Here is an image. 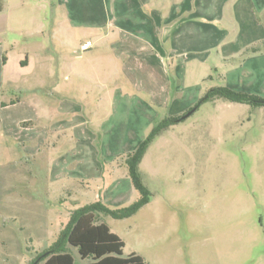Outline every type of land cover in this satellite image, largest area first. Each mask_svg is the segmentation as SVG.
<instances>
[{
  "label": "rangeland",
  "instance_id": "obj_1",
  "mask_svg": "<svg viewBox=\"0 0 264 264\" xmlns=\"http://www.w3.org/2000/svg\"><path fill=\"white\" fill-rule=\"evenodd\" d=\"M34 10L36 21L54 14L49 7ZM49 30L48 23L42 35L17 39L8 50L0 100L46 106L60 96L68 108L79 110L64 115L65 125L74 120L77 127L66 131L59 148L69 162L65 172L77 168L71 157L75 144H91L104 180H67L66 191L56 193L50 178L58 172L57 151L43 149L25 161L23 147L0 125V264H32L56 241L67 209L96 201L120 209L136 201L125 158L171 118L181 120L155 136L139 164L150 202L130 218L102 219L123 241L124 256L137 252L146 264H264V107L219 98L200 103L214 87L262 97V85L254 80H264V58L257 70L247 65L237 72L236 66L205 71L185 58L178 68L173 64L160 72L148 62L144 69L125 65L126 57L103 46L80 52L79 43L92 38L89 30L66 29L71 37L63 48ZM58 60L65 72L57 77ZM207 72L213 80L201 81ZM52 120L40 125L50 127ZM68 250L75 264H86L76 248Z\"/></svg>",
  "mask_w": 264,
  "mask_h": 264
},
{
  "label": "crops",
  "instance_id": "obj_2",
  "mask_svg": "<svg viewBox=\"0 0 264 264\" xmlns=\"http://www.w3.org/2000/svg\"><path fill=\"white\" fill-rule=\"evenodd\" d=\"M46 7L54 14L50 18L36 21L34 9ZM35 23L37 26L34 28ZM48 23L51 38L61 39L62 48L66 45L64 41L67 37H71L64 33L66 29L89 30L92 38L80 42L79 47L84 42L91 41L93 48L103 46L105 52H120V55L126 57L125 65L131 64L134 67L137 64L144 69V63L148 62L156 65L160 72L166 71V66L170 68L173 64L178 68L185 58L186 61L196 62L205 71L217 72L220 68L236 66L233 71L237 72L247 65L256 66L257 70L258 63L264 58L263 49L257 53L245 54L246 50L262 47L264 44V0H0V88L3 85L2 72L7 62L8 50H13L17 39L42 35ZM93 48L82 53L91 52ZM53 51L56 56H62L58 48ZM140 57H143L142 62H139ZM135 58L138 62H135ZM56 67L57 77L65 72L63 60H58ZM51 68L53 69L52 66ZM127 71L133 75L132 69ZM203 75L201 81L213 80L208 72ZM75 76L78 77L77 74ZM218 76L217 78H225L220 74ZM226 78L228 81L227 76ZM130 79L129 74H126L125 80L130 82ZM64 81H69L67 76H64ZM254 84L262 85L264 93L263 79L256 77ZM56 86L59 84L56 83ZM115 94L118 95L119 92L116 91ZM48 104L43 106L18 99L4 103L0 100V125L7 132L6 135L16 137V144L23 147L25 161L37 153H43V149L46 152L57 151L58 172L50 178V184L56 193L66 191L64 186L67 180L74 183H80V180L84 183L104 180V171L100 170V163L96 160L97 149L91 144H75L72 151L76 155L71 157L77 168L71 173L65 172L69 162L64 161L66 155H60L62 150L59 148L68 139L66 131L71 132L77 127L74 120L65 125L64 115H76L75 112L79 110L68 108L64 100H60V96L56 103H50L51 111ZM49 112L54 117H49ZM11 113L15 114L13 118ZM43 119L54 120L50 121V127H43L40 125ZM55 136L60 138L54 143L52 141ZM102 150L103 145L100 146V151ZM69 152L70 150L67 151ZM78 167L84 168V172H77ZM127 186L129 184L126 182L125 187ZM68 193L70 195L73 191ZM74 209H67V218L60 223L61 229L67 223L70 211ZM60 216L61 213L57 216L58 221ZM132 253L139 255L137 252L129 254ZM72 258L75 264L74 257ZM85 261L88 264L89 260Z\"/></svg>",
  "mask_w": 264,
  "mask_h": 264
},
{
  "label": "trees",
  "instance_id": "obj_3",
  "mask_svg": "<svg viewBox=\"0 0 264 264\" xmlns=\"http://www.w3.org/2000/svg\"><path fill=\"white\" fill-rule=\"evenodd\" d=\"M262 49L264 50V44L262 47L256 46L246 50L245 54L257 53ZM218 98L231 103L249 105L253 108L264 107V97L236 92L227 87L211 88L200 103ZM180 120L171 118L160 123L125 158L124 163L128 169L131 184L139 195L136 201L120 209H109L102 202L96 201L73 210L56 241L42 254H39L33 263L39 259L38 264H74L68 250L70 247H74L82 260H89L88 264H146L143 258L137 254L123 256V241L110 231L102 219L104 217L114 220L130 218L150 202L151 194L143 185L139 164L155 136Z\"/></svg>",
  "mask_w": 264,
  "mask_h": 264
},
{
  "label": "built area",
  "instance_id": "obj_4",
  "mask_svg": "<svg viewBox=\"0 0 264 264\" xmlns=\"http://www.w3.org/2000/svg\"><path fill=\"white\" fill-rule=\"evenodd\" d=\"M93 48V43L91 41H86L83 44L80 45L79 51L80 52H85Z\"/></svg>",
  "mask_w": 264,
  "mask_h": 264
},
{
  "label": "water",
  "instance_id": "obj_5",
  "mask_svg": "<svg viewBox=\"0 0 264 264\" xmlns=\"http://www.w3.org/2000/svg\"><path fill=\"white\" fill-rule=\"evenodd\" d=\"M39 263V259H37L33 264H38Z\"/></svg>",
  "mask_w": 264,
  "mask_h": 264
}]
</instances>
